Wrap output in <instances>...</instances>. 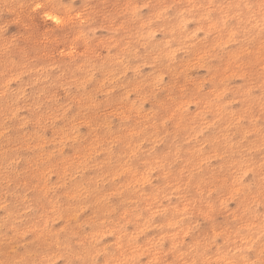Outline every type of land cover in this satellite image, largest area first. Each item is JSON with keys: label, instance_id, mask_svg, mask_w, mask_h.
I'll return each mask as SVG.
<instances>
[{"label": "rangeland", "instance_id": "obj_1", "mask_svg": "<svg viewBox=\"0 0 264 264\" xmlns=\"http://www.w3.org/2000/svg\"><path fill=\"white\" fill-rule=\"evenodd\" d=\"M0 264H264V0H0Z\"/></svg>", "mask_w": 264, "mask_h": 264}]
</instances>
